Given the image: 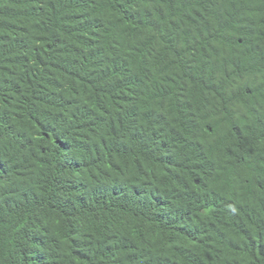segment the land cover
<instances>
[{
    "label": "trees",
    "instance_id": "obj_1",
    "mask_svg": "<svg viewBox=\"0 0 264 264\" xmlns=\"http://www.w3.org/2000/svg\"><path fill=\"white\" fill-rule=\"evenodd\" d=\"M0 264H264V0H0Z\"/></svg>",
    "mask_w": 264,
    "mask_h": 264
}]
</instances>
